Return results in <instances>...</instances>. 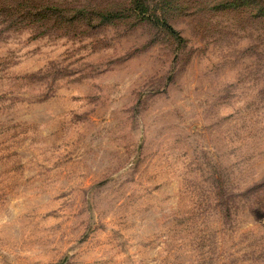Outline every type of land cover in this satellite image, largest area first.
Returning <instances> with one entry per match:
<instances>
[{"label": "rangeland", "instance_id": "obj_1", "mask_svg": "<svg viewBox=\"0 0 264 264\" xmlns=\"http://www.w3.org/2000/svg\"><path fill=\"white\" fill-rule=\"evenodd\" d=\"M11 2L0 264H264V0Z\"/></svg>", "mask_w": 264, "mask_h": 264}, {"label": "trees", "instance_id": "obj_2", "mask_svg": "<svg viewBox=\"0 0 264 264\" xmlns=\"http://www.w3.org/2000/svg\"><path fill=\"white\" fill-rule=\"evenodd\" d=\"M48 11L49 8L46 5H37L35 7L21 5L17 8V5L13 2L10 4H0V14L4 17L8 15L10 18L7 23L12 24L17 23V21L21 22L29 20L45 24L48 19ZM8 12H10V14H8Z\"/></svg>", "mask_w": 264, "mask_h": 264}]
</instances>
